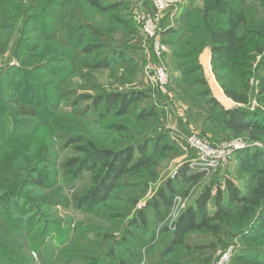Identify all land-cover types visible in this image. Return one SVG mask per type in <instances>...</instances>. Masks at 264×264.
<instances>
[{
  "label": "trees",
  "instance_id": "obj_1",
  "mask_svg": "<svg viewBox=\"0 0 264 264\" xmlns=\"http://www.w3.org/2000/svg\"><path fill=\"white\" fill-rule=\"evenodd\" d=\"M249 3L264 10V0H189L161 21L168 105L184 109L171 115L183 137L192 127L214 144H264V15ZM131 11L121 0H0V59L19 61L0 69V264H214L229 235L241 243L229 264H264V147L239 149L224 166L236 161L243 185L224 180V168L211 173L215 181L197 190L174 228L175 197L191 198L205 172L185 163L137 208L170 159L196 151L158 131L168 110L139 109L149 94L129 81L135 71L122 79L138 63L112 36L133 33ZM207 47L234 107L212 93L200 61ZM107 70L121 75L110 83L130 85L107 89L99 79ZM62 139L72 152L64 158ZM149 207L156 236H148Z\"/></svg>",
  "mask_w": 264,
  "mask_h": 264
},
{
  "label": "rangeland",
  "instance_id": "obj_2",
  "mask_svg": "<svg viewBox=\"0 0 264 264\" xmlns=\"http://www.w3.org/2000/svg\"><path fill=\"white\" fill-rule=\"evenodd\" d=\"M108 1H112V0H106ZM118 1V0H117ZM124 2V4H127L128 8L129 6L132 7V11L130 12V17L133 20V27L131 29V31L133 33H126L125 30L123 29H119V30H114L113 31V39L116 40H121L122 44L124 46H126V54L127 56H131L134 58V60L138 63V66L136 67L137 69H131L128 71H122L120 74H122V79L124 77V73L128 76L131 75L132 71H135V76L132 77V79H123V81L129 80V81H133V82H138L141 81L142 84L144 85V89L147 90V94H149V98L146 99L143 104L139 105V109L146 105H157L162 107L163 109L168 110V119H169V123H166L165 125H160L158 127V131H164V132H168L169 136L175 138L178 140V143L181 144L182 148H184L185 150L188 149V146L182 142L178 136L172 132L171 130H169L168 126L170 125H176V120L173 119L171 117V115H174L175 113L178 114H182L184 112V109L179 105V102H176L173 104V106H169L168 103L171 101V98H173V93L171 92L170 88V82L169 84L163 88L162 86H160L155 80L152 79V75L149 69V56L151 57L152 54V48H151V43L149 38L146 36V34H144L143 30H142V18L144 17V15H146L147 13V8H149L148 4L145 0H121ZM189 1V0H187ZM131 2V3H130ZM184 4V3H183ZM186 5V4H184ZM183 5V6H184ZM248 7L251 10H257L258 12V16L260 15H264V10L261 9L259 7V4H255V3H249ZM182 4L180 5V10H182ZM98 18H100L99 16H97ZM130 35V36H129ZM113 45H116L115 43H113ZM8 64L10 65H15V66H19V61H17L16 59H11L9 56L6 58H1L0 59V69L5 68L6 66H8ZM131 66H133V64H131ZM112 71L107 70V71H100L99 72V79H101V82L104 83L105 86L108 85L107 89H123V86H129L131 82H126V85H118L117 83L120 82V77L121 75H119L118 77H112L111 76ZM117 79V83H110L112 81L116 82ZM171 81V79H170ZM252 84H257V81L255 79H253L251 81ZM220 85V84H219ZM165 97V98H164ZM165 100V101H164ZM166 105H164L165 103ZM256 106V101L254 100V104L253 107ZM108 121H106L105 123H107ZM189 130H191L194 133L203 135L200 131L195 130L192 127H189ZM207 139H210L209 137H206ZM172 139V138H171ZM242 139V138H241ZM211 140V139H210ZM180 141V142H179ZM225 141H229V140H225ZM214 142V141H211ZM223 142V141H222ZM221 143V142H220ZM64 145V141L63 139L59 141V149L61 151H59V155L60 157H66L68 154H72V152L70 150H64L61 148V146ZM190 156V155H189ZM191 157V156H190ZM195 156H192V158H194ZM189 158L187 154L178 156V157H174L172 159H170L168 162V164L166 165V167L164 169L161 170L160 175L158 177V179L153 182L145 196L144 199H142L138 205L137 208H142L147 204V201L152 198L153 196H155L158 191L163 188L165 186V183L168 180H175V178L173 177L176 174L177 169H179L182 165H184L185 163H189V161L192 159ZM237 163L236 161L232 162V164L228 165L227 167L224 168L223 171V175L224 176V180L226 178H230L232 179L234 182L240 183L241 185L244 184L243 179L241 178V176L238 174L237 172ZM215 181L214 177L210 175H205V178L203 179V184H200L198 186V188L195 189V191L193 192V196L187 201V205L191 203H194L195 200V194L197 192V190L201 189L205 184H210L212 185V183ZM213 192H215V190L213 189ZM184 197V196H183ZM188 197V196H187ZM211 208L214 207V201L210 203ZM65 214V213H63ZM146 214L148 216V236L150 235V232H153V235L156 236L154 234L155 229H160V227L158 226L157 223V216H156V211L153 210V208L149 207L146 210ZM170 216V214H169ZM168 216V217H169ZM170 223V221L168 222ZM162 227V226H161ZM137 234H140L141 230L136 231ZM142 236H145V234H142ZM193 240H200V239H206L207 237H201L198 235L192 236L191 237ZM236 236L235 235H229V237H227L228 243L230 244V246L232 245L234 247V251L238 250L240 247V242H238L236 240ZM222 245V244H220ZM49 247V246H48ZM157 247H152L151 249V255H154L156 252ZM223 250L222 246H219V251ZM217 252V254H218ZM34 252H32V256L35 260L38 261L39 259V255L40 252L36 251V255L33 254ZM216 254V255H217Z\"/></svg>",
  "mask_w": 264,
  "mask_h": 264
},
{
  "label": "built area",
  "instance_id": "obj_3",
  "mask_svg": "<svg viewBox=\"0 0 264 264\" xmlns=\"http://www.w3.org/2000/svg\"><path fill=\"white\" fill-rule=\"evenodd\" d=\"M150 5V10L142 18V30L149 38L152 48V55L157 59L156 63H150L149 69L152 79L155 80L160 86L165 88L170 82V72L164 62V54L169 51L168 45L163 41L161 35V21L168 10H173V13L180 11L186 4L187 0H145ZM184 3V4H183ZM260 57V56H259ZM169 130L174 132L178 138L184 139L188 148L196 151V156L189 161L190 167L205 172V175H210L224 168L225 165L230 163L237 150L247 146L264 147L262 142H247L241 138L230 141H223L214 144L197 133L189 134L183 137L179 128L176 125L168 126ZM178 170L173 176L175 179L178 175ZM189 196L177 195L174 199L173 207L170 212L169 221L170 226L175 227L176 221L181 212L186 208ZM234 247L231 245L225 250L218 252L214 260V264H229L232 258ZM36 255V253H33Z\"/></svg>",
  "mask_w": 264,
  "mask_h": 264
},
{
  "label": "crops",
  "instance_id": "obj_4",
  "mask_svg": "<svg viewBox=\"0 0 264 264\" xmlns=\"http://www.w3.org/2000/svg\"><path fill=\"white\" fill-rule=\"evenodd\" d=\"M148 6H149V4H148ZM149 10H150V6H149V8H147V13L149 12ZM211 60H212V52H211V49L209 47H207L201 53L200 61L204 67L205 75L208 79V83H209V86L211 87L212 93L225 107H227V108L234 107L236 105V103L225 94L224 90L219 85V83L215 77V74H214L213 69H212Z\"/></svg>",
  "mask_w": 264,
  "mask_h": 264
}]
</instances>
